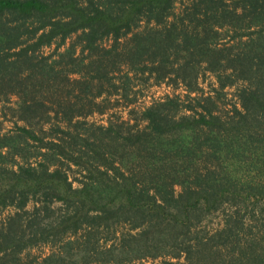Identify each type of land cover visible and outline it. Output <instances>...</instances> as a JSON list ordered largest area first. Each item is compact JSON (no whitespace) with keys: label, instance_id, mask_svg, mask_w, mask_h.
I'll list each match as a JSON object with an SVG mask.
<instances>
[{"label":"trees","instance_id":"obj_1","mask_svg":"<svg viewBox=\"0 0 264 264\" xmlns=\"http://www.w3.org/2000/svg\"><path fill=\"white\" fill-rule=\"evenodd\" d=\"M74 35L59 60L41 53ZM66 58L82 75L75 81L86 100L114 90L127 98L139 84L130 72L185 92L153 100L133 124L118 116L80 129L75 118L90 112L66 104L71 89L59 69ZM119 67L127 70L121 80ZM209 72L217 86L206 91ZM8 93L21 96L25 125L0 133V205L15 198L34 216L35 236H61L46 264H63L79 247L80 264L161 256L264 264V0H0V97ZM40 112L55 113L51 139L59 141L34 154L20 142L40 139L30 125ZM72 121L74 133L60 126ZM62 157L83 166V178L71 180ZM31 196L39 199L29 210ZM58 202L67 213L50 217ZM215 216L220 223L208 227ZM7 221L14 228L0 233L2 264L25 247L19 221ZM102 230L112 243H102Z\"/></svg>","mask_w":264,"mask_h":264},{"label":"rangeland","instance_id":"obj_2","mask_svg":"<svg viewBox=\"0 0 264 264\" xmlns=\"http://www.w3.org/2000/svg\"><path fill=\"white\" fill-rule=\"evenodd\" d=\"M182 10V3L177 5V11ZM76 35L72 36L71 38H68L66 43L61 45L60 47H57V44L54 42L51 46H47L41 49V53H43L45 56H49V60H59L60 58V53L64 52L66 48L70 45L72 40H75ZM81 50L80 47L78 48L76 56H81ZM69 60V59H68ZM67 58L59 63L61 67L59 69L62 71V79H65L66 82L68 81L69 84H64L68 89H71L70 93L68 96H71V100L66 103L67 105L75 102L77 106H74L75 109L82 111L84 113H89L85 116H78L75 118L76 121H80L78 124V128L83 129L87 124L86 123H97V124H103V125H108L109 121H114L118 116H121L123 119H130L131 118V123L133 124L135 122V117L136 115H139L137 111L143 110L147 105H150L153 100L159 99L164 97L166 94H173V92H185L182 87L176 89L173 87L172 84H167L166 81L162 83H157L154 79L149 77V74H134L130 71V75L134 77L139 84H137L134 89H133V94L131 93L130 96L127 98H120L119 93L116 95L114 93H117V90H114V93L112 92L109 94V97L107 93L103 94V97H98V99H95L93 101L92 97H88L86 100L81 92V86L76 84L75 79L80 80L82 78V75L80 73H75L72 69H74L73 64H67L68 62ZM81 68V65L75 66ZM122 67H119L121 69ZM83 72L86 74V70ZM127 70H119L116 72L118 79L124 76L125 72ZM73 72V73H72ZM70 79V81L68 80ZM150 78V79H148ZM140 79V80H139ZM168 81V79H167ZM119 83V81H118ZM202 86L205 88L206 91H210L211 88L214 86H217L216 82V76L207 73L205 77H203V82ZM98 88L95 89L94 93H97ZM100 91V89H99ZM98 91V92H99ZM111 91V90H110ZM226 91L228 92V99L233 98V100H237V97L234 95L235 93V88H226ZM138 92V99L135 103H131V100L135 98L134 93ZM10 94V93H8ZM77 98H75V96ZM107 95V96H106ZM106 98L104 101L103 99ZM79 99V100H78ZM81 99V100H80ZM131 99V100H130ZM130 100V102H129ZM78 101V102H77ZM111 101V102H107ZM21 103V96L19 94H10L4 97H0V133H8L10 131H13V129L17 128L20 125H25V123L19 119L20 113L18 112V108L20 107ZM43 113V110H40ZM41 112L40 115L37 114V116L32 118V123L30 124L33 127V130H35V134L40 138V139H21V145L24 149L27 150V152H32L36 153L38 150V146L40 145H45V143H49V141L55 140L59 141V139H51V137H54L56 135V126H55V120H52L51 118L55 119V113H51L50 115L45 114L48 111L45 110L44 116L41 117ZM61 117V115H60ZM76 121H72V124L70 125H64V124H58L60 125L64 130L75 132L76 127L75 123ZM55 127V128H54ZM82 132V130H81ZM67 138V136H65ZM69 141L70 139H64ZM25 150V151H26ZM18 162H21L24 164V160H22L21 157L16 158ZM61 160L63 161H58L59 167L62 169H67L69 174L71 175V180L76 178H83L85 168L83 166H78L74 164V162L70 163V160L66 157H62ZM13 160L9 158V160H5L3 163L4 166L10 167V164ZM8 162V163H7ZM31 162H35V159L32 158ZM18 164L14 163L13 166L15 168H18ZM83 173V174H82ZM8 177V175H7ZM9 182L8 179H4L3 183L1 184L4 186ZM74 184H77L75 182ZM30 199H33V202L31 201L30 204H28L27 209H32L33 205L37 202V199H39V196L32 197ZM6 204L0 205V233L2 230L5 228H14V226H11L7 219L8 218H13V220L19 221L17 223V233L19 237V241H23L25 247L24 249L20 252L17 253L16 256H9L7 257V260L4 262L6 264H46L44 262V257L48 256L51 252L52 249H59L60 246L63 244L61 236H56L52 235L47 239H44L39 236H35L36 234V229L34 226V222H36L34 216H32L31 212L26 213L23 209L19 208V203L18 200H15V198L9 197L7 199ZM41 203V201H38ZM56 209L54 210L55 213L49 212V216L51 215L57 216L58 215H64L67 213V206L64 205L62 202H58L57 205H55ZM19 214V215H17ZM47 221H50L49 219H46ZM221 221V216H215L212 217L210 221H208L206 224L208 227H217L218 224ZM46 223V222H45ZM256 231V229H254ZM82 233L76 234H67L70 236H66V238H74ZM63 235V234H60ZM100 236H104L103 239L101 240L102 243L108 242L112 243L113 240L110 238L108 241H106L105 237H110V233L102 230L99 233ZM38 237L37 239H35ZM64 237V235H63ZM34 243H31L33 242ZM49 241V243H47ZM0 239V243H1ZM4 243V242H3ZM31 243V244H30ZM29 244V245H28ZM56 251V250H55ZM17 252V251H16ZM73 254H69L65 257L63 260V264H80L79 262H76L78 258H80L79 254H83L84 250L79 247V248H74L72 250ZM10 253V252H9ZM65 253H62L61 255L63 256ZM88 254L95 259V254L88 252ZM0 257H1V252H0ZM16 259V260H13ZM3 263V264H4ZM0 264L2 262L0 261ZM48 264V263H47ZM136 264H190L188 261H186L185 256H180L178 258L174 257H168V256H161L158 258H146V259H141L136 261Z\"/></svg>","mask_w":264,"mask_h":264}]
</instances>
